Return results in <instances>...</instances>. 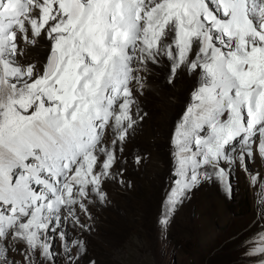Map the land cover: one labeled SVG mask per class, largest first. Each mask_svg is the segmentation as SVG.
<instances>
[{"label": "snow or ice", "instance_id": "6c2138e0", "mask_svg": "<svg viewBox=\"0 0 264 264\" xmlns=\"http://www.w3.org/2000/svg\"><path fill=\"white\" fill-rule=\"evenodd\" d=\"M161 66L191 84L158 238L197 191L234 198L240 173L256 212L237 259L264 264V0H0V264H98L93 209L144 163L142 98Z\"/></svg>", "mask_w": 264, "mask_h": 264}, {"label": "rangeland", "instance_id": "374dc122", "mask_svg": "<svg viewBox=\"0 0 264 264\" xmlns=\"http://www.w3.org/2000/svg\"><path fill=\"white\" fill-rule=\"evenodd\" d=\"M36 52L43 54L38 49L36 57ZM166 76L161 66L143 94L148 119L136 135L135 151L143 154L144 163L129 169L132 188L114 187L108 206L93 209L97 220L90 254L98 264H239L235 242L256 212L240 173L234 198H226L215 187L197 191L176 215L167 240L158 238L155 220L166 182L162 178L170 166L169 136L191 84L182 78L169 85Z\"/></svg>", "mask_w": 264, "mask_h": 264}, {"label": "bare ground", "instance_id": "6f19581e", "mask_svg": "<svg viewBox=\"0 0 264 264\" xmlns=\"http://www.w3.org/2000/svg\"><path fill=\"white\" fill-rule=\"evenodd\" d=\"M32 55H33V57H36V56H34V55H35L34 53H33ZM36 55H39V53L36 52ZM39 56H40V55H39ZM228 202H229V201H228ZM210 213H211V212H210ZM210 215H211V214H210ZM212 216H213V215H211V217H212ZM216 216H217V215H216ZM230 216H231V215H230ZM211 217H210V218H211ZM212 218H213V217H212ZM212 218H211V219H212ZM225 218H226V217H225ZM222 219H223V218H222ZM227 219H228V218H227ZM233 219H234V218H233ZM212 220H213V219H212ZM231 221H232V220H231ZM211 223H212V222H211ZM212 225H213V223H212ZM209 227H210V225H209ZM211 227H212V226H211ZM213 228H214V227H213ZM207 229H208V228H207ZM215 229H216V228H215ZM209 231H210V228H209ZM212 231H213V230H212ZM215 231H216V230H215ZM210 232H211V231H210ZM213 232H214V231H213ZM214 239H215V238H214ZM214 239H213V241H214Z\"/></svg>", "mask_w": 264, "mask_h": 264}]
</instances>
